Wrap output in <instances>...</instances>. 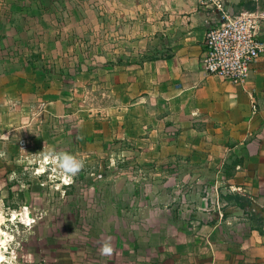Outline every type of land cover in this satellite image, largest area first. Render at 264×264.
I'll list each match as a JSON object with an SVG mask.
<instances>
[{
    "label": "rangeland",
    "instance_id": "1",
    "mask_svg": "<svg viewBox=\"0 0 264 264\" xmlns=\"http://www.w3.org/2000/svg\"><path fill=\"white\" fill-rule=\"evenodd\" d=\"M17 1L0 0V67L4 82L9 81L2 85L0 114L11 130L6 133L11 143L0 148L5 154L0 159V264H260L249 238L253 230L264 235V200L243 196L242 202L253 204L243 209L239 200L229 199L235 207L226 209V218L217 204L197 218L193 198L183 190L179 196L173 192L185 168L140 164L123 139L102 138L103 127L96 132L100 124L94 133V127L81 123L97 111L108 113L106 67L124 60L123 32L109 29L114 22H108V0H54L46 19L43 0ZM215 2L220 17V9H264V0ZM53 46L57 53L50 51ZM29 67V73H19ZM76 75L85 76L82 85ZM30 78L36 79L38 98L50 89L61 105L51 111L40 107L33 126L27 124L28 102L16 110L8 100ZM23 92L30 94L31 88ZM50 153H66L84 167L74 176L65 173L59 162L45 160ZM17 156L23 162L16 163ZM215 218L219 224H199ZM106 243L110 255L101 253Z\"/></svg>",
    "mask_w": 264,
    "mask_h": 264
},
{
    "label": "crops",
    "instance_id": "2",
    "mask_svg": "<svg viewBox=\"0 0 264 264\" xmlns=\"http://www.w3.org/2000/svg\"><path fill=\"white\" fill-rule=\"evenodd\" d=\"M53 1L43 0L44 19L47 12L51 13ZM108 2L112 6L108 22H114L109 29L123 32L124 48L120 54L124 53V60L106 67L108 113L99 115L97 111L81 123L94 127V133L100 124L96 132L103 127L99 133L102 138L109 134L123 139L129 150L137 152L140 164L170 163L177 171L185 168L186 173L176 178L184 188H179L181 184L177 182L173 192L179 196L183 190L182 193L193 198L191 211L198 214L197 218L212 204L223 207L221 211L226 218V209L235 207L227 196H248L255 203L264 200V58L254 65L244 85L207 74L202 64L206 32L221 21L213 4L215 0L209 4L207 0ZM13 4L18 1L13 0ZM79 18L82 20V16ZM119 21L123 22L122 30L117 28ZM47 35L44 31V36ZM132 37L136 39L132 41ZM50 51L59 50L53 46ZM126 52L144 53L148 57L127 60ZM30 67L19 73H29ZM4 76L0 67V111L5 103L1 95ZM74 78L78 85L85 76ZM35 85V78L23 79L22 87L8 99L16 110L28 102L29 126L36 125L40 107L51 111V107L61 106L50 89L43 98H38ZM26 87L31 88L30 94H24ZM2 117L0 114L1 149L11 143L6 142L9 138L6 133L11 130L5 129ZM1 149L0 159H4ZM15 160L23 162L20 156ZM219 219L199 224L208 227L219 224ZM252 232L249 243L254 247L250 252L255 254L254 260L264 264V235L260 236L257 230Z\"/></svg>",
    "mask_w": 264,
    "mask_h": 264
},
{
    "label": "built area",
    "instance_id": "3",
    "mask_svg": "<svg viewBox=\"0 0 264 264\" xmlns=\"http://www.w3.org/2000/svg\"><path fill=\"white\" fill-rule=\"evenodd\" d=\"M220 10V23L206 32L203 68L207 74L244 85L254 65L264 58V9Z\"/></svg>",
    "mask_w": 264,
    "mask_h": 264
},
{
    "label": "clouds",
    "instance_id": "4",
    "mask_svg": "<svg viewBox=\"0 0 264 264\" xmlns=\"http://www.w3.org/2000/svg\"><path fill=\"white\" fill-rule=\"evenodd\" d=\"M51 158V161L53 163H58V168L62 169L65 173H71L73 176L77 174L83 167V161L76 160L74 157L66 154V153H57V154H49L48 157H45V160L47 161ZM55 170V169H54ZM112 252V248L109 244H105L103 248L101 249V253L105 255H110ZM4 257L0 255V260H3Z\"/></svg>",
    "mask_w": 264,
    "mask_h": 264
},
{
    "label": "trees",
    "instance_id": "5",
    "mask_svg": "<svg viewBox=\"0 0 264 264\" xmlns=\"http://www.w3.org/2000/svg\"><path fill=\"white\" fill-rule=\"evenodd\" d=\"M254 10H256V8H253L251 11H254ZM227 199H236V200H239L238 205L241 208H243V209H246V208L251 207L253 205L252 203L246 204V203L242 202L241 200H243V197H241V196H236V195L227 196Z\"/></svg>",
    "mask_w": 264,
    "mask_h": 264
}]
</instances>
